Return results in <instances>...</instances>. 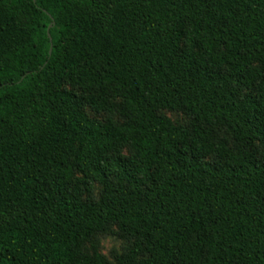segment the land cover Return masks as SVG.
Wrapping results in <instances>:
<instances>
[{
	"label": "trees",
	"instance_id": "1",
	"mask_svg": "<svg viewBox=\"0 0 264 264\" xmlns=\"http://www.w3.org/2000/svg\"><path fill=\"white\" fill-rule=\"evenodd\" d=\"M0 264H264V0H0Z\"/></svg>",
	"mask_w": 264,
	"mask_h": 264
},
{
	"label": "rangeland",
	"instance_id": "2",
	"mask_svg": "<svg viewBox=\"0 0 264 264\" xmlns=\"http://www.w3.org/2000/svg\"><path fill=\"white\" fill-rule=\"evenodd\" d=\"M87 113L91 117L102 118V114H95L89 109H87ZM166 115L176 123L185 124L187 122V118L182 114L166 112ZM99 239H100V250L107 257H110L112 252H120L123 246L125 245L123 240L113 235L100 236Z\"/></svg>",
	"mask_w": 264,
	"mask_h": 264
}]
</instances>
